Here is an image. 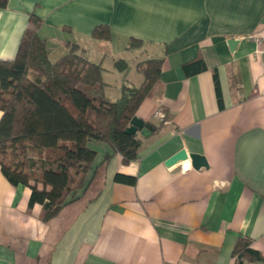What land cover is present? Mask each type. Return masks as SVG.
Instances as JSON below:
<instances>
[{
  "label": "crops",
  "instance_id": "1",
  "mask_svg": "<svg viewBox=\"0 0 264 264\" xmlns=\"http://www.w3.org/2000/svg\"><path fill=\"white\" fill-rule=\"evenodd\" d=\"M30 13L42 18L38 32L53 59L76 43L102 64L112 100L124 83H142L138 61L164 56L160 82L136 115L159 123L163 109L169 117L154 134L138 132L143 143L128 164L119 154L102 163L110 147L95 144L89 189L47 221L42 204L30 206V187L12 184L0 165V264H235L240 235L264 253V43L247 38L264 34V0H8L0 58L16 55ZM98 24L109 25L110 40L92 37ZM131 37L145 47L128 50ZM231 38L239 40L233 50ZM120 57L135 63L119 71ZM197 57L206 69L187 73ZM182 148L203 154L208 167L190 159L167 166ZM118 172L136 183L116 181Z\"/></svg>",
  "mask_w": 264,
  "mask_h": 264
},
{
  "label": "trees",
  "instance_id": "2",
  "mask_svg": "<svg viewBox=\"0 0 264 264\" xmlns=\"http://www.w3.org/2000/svg\"><path fill=\"white\" fill-rule=\"evenodd\" d=\"M7 2L0 0V8L6 7ZM41 23L42 18L30 13L16 55L0 58V165L12 184L30 187L29 204H42V217L47 221L89 189L97 169L95 144L106 143L110 147L111 151L103 156L105 164L117 154L123 164L138 158L143 138L138 133H127L126 128L160 82L164 56L138 61L142 83H124L120 96L112 100L103 90L102 64L90 60L76 43L69 52L53 59L46 39L38 32ZM92 37L110 40L109 25L95 26ZM145 45L143 39L131 37L127 49L141 50ZM115 67L126 72L130 63L120 57ZM184 69L197 73L206 65L202 57H197ZM214 82L222 104L217 70ZM231 83L232 87L237 83L234 74ZM161 111L164 116L158 118L159 123L146 122L153 134L168 122V113ZM29 154L32 155L28 157L27 170L18 157ZM115 180L134 185L137 176L118 172ZM253 243L249 236L237 238L233 249L235 264L264 263V253Z\"/></svg>",
  "mask_w": 264,
  "mask_h": 264
},
{
  "label": "water",
  "instance_id": "3",
  "mask_svg": "<svg viewBox=\"0 0 264 264\" xmlns=\"http://www.w3.org/2000/svg\"><path fill=\"white\" fill-rule=\"evenodd\" d=\"M238 42L239 40L236 38H231L229 40V44L232 50L236 48ZM145 126H146V122L142 118L136 115L132 118L130 125L126 128V132L129 134H135L143 130ZM189 159L191 161L192 166L196 169H200L202 167H208V161L203 154L196 152H188L185 148L180 149L178 152L170 156L166 160V165L172 166Z\"/></svg>",
  "mask_w": 264,
  "mask_h": 264
},
{
  "label": "built area",
  "instance_id": "4",
  "mask_svg": "<svg viewBox=\"0 0 264 264\" xmlns=\"http://www.w3.org/2000/svg\"><path fill=\"white\" fill-rule=\"evenodd\" d=\"M248 39L254 40L258 43H264V34H249L247 36ZM156 117L162 118L164 116L163 112L161 110L156 111ZM189 166H183L184 169H187Z\"/></svg>",
  "mask_w": 264,
  "mask_h": 264
},
{
  "label": "rangeland",
  "instance_id": "5",
  "mask_svg": "<svg viewBox=\"0 0 264 264\" xmlns=\"http://www.w3.org/2000/svg\"><path fill=\"white\" fill-rule=\"evenodd\" d=\"M129 55H130V53H129ZM135 56L137 57L138 60L143 59V57H141V56L138 55L137 53H135V55L133 56V59H134ZM130 63H131V65H132V64H134L135 62H134L133 60H130ZM31 74L33 75L34 73L31 72ZM111 88L113 89L114 86L110 87V89H111ZM30 155H32V154H29V155H22V156H19V157H18V160H19L20 162H23V163L26 165V169H27V170H29L28 157H29ZM37 174H38V173H37Z\"/></svg>",
  "mask_w": 264,
  "mask_h": 264
}]
</instances>
